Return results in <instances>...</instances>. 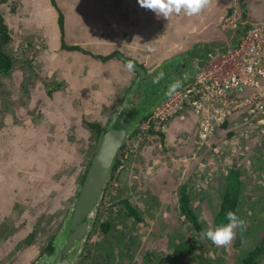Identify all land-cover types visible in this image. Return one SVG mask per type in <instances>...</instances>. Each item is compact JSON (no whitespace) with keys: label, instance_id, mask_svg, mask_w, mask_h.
Returning <instances> with one entry per match:
<instances>
[{"label":"rangeland","instance_id":"1","mask_svg":"<svg viewBox=\"0 0 264 264\" xmlns=\"http://www.w3.org/2000/svg\"><path fill=\"white\" fill-rule=\"evenodd\" d=\"M130 1L138 5V0H6L0 3V17L9 39L3 51L11 60L9 70L0 72V264L35 263L45 245L59 233L94 153L97 133L104 130L136 78L129 63L151 72L162 60L191 42L190 33L179 36L177 32H166L163 26H167L155 21L154 16L149 19H153L147 31L151 39L149 46L132 43L113 48L104 43L109 34L115 35L111 31L115 24L123 28V22L132 18V9H127ZM255 4L256 0H243L240 5L238 0H211L194 24L203 23L213 30L210 36L200 33L208 41H216L215 37L219 36L229 41L236 32L237 21L243 25L250 23L251 8ZM183 14V11L173 13L168 18L183 22L187 18ZM79 29L87 35L84 41L76 36ZM116 31L126 38L125 32ZM97 32L103 44L85 45ZM159 35L162 36L158 40ZM165 36H171L173 47L150 45L153 40L164 42ZM110 53L114 56L108 57ZM126 144L121 148L125 150ZM155 144L154 141L142 143L115 175L117 155L84 248L108 243L114 249L103 250L112 254L106 255L108 264H140L146 248L148 262L156 264L160 256L181 245L188 246L189 250H179L173 264H264V248L257 263L244 260L264 238V202L255 201L253 207L247 206L245 217L241 213L237 215L246 222V229H237L230 245L215 246L203 233L210 227L215 228L214 221L219 220L216 216L225 189V175L214 164L200 167L213 174L208 178L212 183L206 185L205 193H212V198L207 200V205L203 199L194 207L200 232L191 229L189 232V223L175 222V204L182 186L188 195L197 194L203 188L204 178L188 177L186 171L169 176L172 166L168 171L160 168L162 162L156 153L162 150ZM146 145L156 148L154 158L148 163L160 175L154 178L145 173L138 182L133 181L138 205H130L137 214L132 217L124 207L129 192L118 185L123 182L122 174L130 158ZM206 148L196 149V156L203 157L196 166L208 155L204 153ZM231 167L227 163L226 175L230 174ZM239 172V177H243L244 173ZM248 181L246 175L243 186ZM262 190L255 186L251 191L256 194ZM144 196L149 197L148 202ZM102 222L109 223L107 234L100 230ZM227 223L219 220L217 226ZM183 225L186 228L182 233L179 230ZM129 237L136 241L133 246L136 250L117 260V253L124 255ZM92 251L84 249L77 264L84 261L97 264L99 260L102 263V254L107 253L99 250V258L95 259Z\"/></svg>","mask_w":264,"mask_h":264},{"label":"crops","instance_id":"2","mask_svg":"<svg viewBox=\"0 0 264 264\" xmlns=\"http://www.w3.org/2000/svg\"><path fill=\"white\" fill-rule=\"evenodd\" d=\"M256 1L257 6L251 13V15L253 16L250 18L251 22H255L264 18V0ZM127 9H132V18H130L128 22H123V28H121L119 23L117 25L115 24L111 28V31L115 32V35L109 34L106 38H104V43H109L111 46H113V48L121 47L123 45L130 46L132 45V43H135V45H139V47L149 46V40L151 39H149L147 31L149 29V24H153V19L151 21H149V19L150 17L154 16H156L155 21H162L161 23L167 26L166 28L165 26H163V29L166 32H177V35L179 36L180 34L185 32L190 33L188 37L189 41L191 42L184 45L185 48L190 51H193L192 48H194L195 46V48L197 47L199 50L203 49L205 52H208L210 50L211 52V50L220 49L221 45H225V42H227L222 36H219V38L215 37L216 41H208V39L202 38V35H200V33H208V36H210L213 30L211 28H207V26L203 23L194 24L195 19L201 17V12L193 16H188L184 13L183 16H187V18L184 19L183 22H181L182 20L180 19L179 21L177 19L172 21V17L167 19L162 16H157V14L153 11L141 7L139 2L137 6L136 3L134 4L132 1L128 2ZM116 30L125 32L126 38L124 39L123 34H118ZM205 35H203V37H205ZM216 35L217 34L215 33L214 36ZM76 36H81L82 41H84L87 35L82 29H79V34H77ZM157 36H155L154 38H157ZM160 36L162 35H159V37L157 38L158 40ZM166 37L167 36H165L164 38V42L158 41L157 43H155V41L153 40V43L150 45L153 47L166 46V48L168 46L170 48L174 43H171V36H168V38ZM121 39L127 40V43H123ZM222 39L223 41H221ZM100 40V34L99 32H97V34L91 35L90 40L86 41L85 45L91 44L92 47H100L103 44H101ZM157 54L158 52L156 53V55ZM194 54L195 53H193L192 55ZM182 57V59L184 60L185 57ZM241 95L242 92L230 93V96L232 97ZM196 131V117L192 113V110H190L186 106L183 107L174 118L170 119L165 126L159 128V131L156 135L157 137H155L157 139L154 140V143H156L155 145L160 147V149L162 150L160 151V153H158L159 151L156 153L160 162H162L160 168H162L163 171H168L169 167L172 166L170 169V171L172 172H169V176L170 173H172L173 176H177L180 173L185 174V171L187 172L186 175L188 177L190 175L191 177H197L200 180L203 176V188L201 187L202 189L197 190V194L188 195L189 197L186 198L189 206L194 209V207H196L203 199V202H205V204L207 205V200L210 201L212 198V193H210V195H205V193L206 185H208V183H212L208 178L213 174L209 173V169L201 170L202 168L200 167L204 168V166L212 164H214L213 167H220L219 169H221V171L219 173H221V175H225V181L226 177H228L229 175H231L232 181L234 183H236L237 181L239 188L237 185L236 189L238 191L240 190V194L237 197V207L235 213L237 215H240L241 213V215L245 217L244 209L247 206L253 207L255 201L262 200L264 202V198H262V196H264V190L259 191L256 194H252L253 192L251 191L255 186L264 188V135L261 134L259 127L255 125V121L243 112L232 116L228 119V121L217 128L215 133L209 139L210 144L207 142L203 145H200L196 138ZM228 134L231 135L229 137H226ZM204 145H207L204 153L208 152V155L206 154V158L202 161V164L196 166L197 161L200 160L199 162H201L203 158L196 156V149H198L199 147H203ZM210 150L212 151L210 152ZM155 152L156 148H152V145H146L145 147L143 146L139 152H137L130 158V162L126 170L122 174L121 180H123V182H121L118 186L121 187V189H124V191L129 192L127 203L131 206L138 205L137 198L134 195L136 190L134 189L135 183H133V181L138 182L140 176L145 177V173L154 176V178L160 175L159 172H155V170L150 169V167L152 166H150L148 163L149 160H152L154 158L153 154H155ZM210 156L211 158L209 159ZM230 159H232V161ZM227 163L232 165L229 175H226ZM187 166L189 167L187 168ZM239 171H242L244 173L243 177H239ZM246 175L249 181L245 186H243L245 183L243 182V179ZM157 184L161 185V182H157ZM181 188H183V186ZM261 193L263 195H261ZM144 197L148 202L149 197L148 199L147 196ZM143 205H145V203ZM175 205L177 208L176 221L178 222L180 220L182 224H186L185 222L189 223L186 217L180 212L179 197ZM210 205L212 206L213 203H211ZM191 227L189 228L188 226L189 232L194 231ZM183 228H186V226L183 225V227L179 230L182 233ZM189 229H191L192 231H190Z\"/></svg>","mask_w":264,"mask_h":264},{"label":"water","instance_id":"3","mask_svg":"<svg viewBox=\"0 0 264 264\" xmlns=\"http://www.w3.org/2000/svg\"><path fill=\"white\" fill-rule=\"evenodd\" d=\"M242 1L238 0L239 5ZM256 6L255 4L251 9ZM251 17L253 16L250 14ZM263 22L264 18L255 22L250 20V23L246 25L237 21L233 39L225 42V45H221L220 49H214L211 52L210 50L208 52L203 49L199 50L195 46L192 48L193 51L186 48L178 50L175 48L177 53L162 60L151 72H146L132 62L129 63L137 76L119 106L109 117L104 130L98 135L94 153L90 158L77 194L70 205L59 233L53 238L55 239L54 249L37 261V264H77L78 256L83 252L87 235L116 157L121 147L136 131L140 122L170 95L168 94L169 85L180 81L179 88H181L192 81L199 71L209 63L212 56L230 51L236 47L245 31L261 25ZM193 53L195 54L192 55ZM182 56L185 57L184 60ZM203 56L205 59L202 58ZM161 72L164 73L163 78L158 83H154V79ZM208 143L210 144V140Z\"/></svg>","mask_w":264,"mask_h":264},{"label":"built area","instance_id":"4","mask_svg":"<svg viewBox=\"0 0 264 264\" xmlns=\"http://www.w3.org/2000/svg\"><path fill=\"white\" fill-rule=\"evenodd\" d=\"M231 92H242L232 97ZM196 117V138L203 145L229 118L245 113L264 135V22L244 32L236 47L212 56L197 76L168 95L140 122L127 148L119 151L115 175L142 143H152L183 107Z\"/></svg>","mask_w":264,"mask_h":264},{"label":"clouds","instance_id":"5","mask_svg":"<svg viewBox=\"0 0 264 264\" xmlns=\"http://www.w3.org/2000/svg\"><path fill=\"white\" fill-rule=\"evenodd\" d=\"M138 2L141 7L153 11L157 16L168 18L171 14H179L182 11L188 16L199 14L210 5L211 0H138ZM128 67L131 68L132 65L129 64ZM163 76V72L159 73L153 82L158 83ZM179 87L180 81L169 85L168 94H172ZM226 219L227 224H221L215 228L210 227L203 233V236L217 247L230 245L236 237V230L246 229V222L239 218L235 212H227Z\"/></svg>","mask_w":264,"mask_h":264},{"label":"trees","instance_id":"6","mask_svg":"<svg viewBox=\"0 0 264 264\" xmlns=\"http://www.w3.org/2000/svg\"><path fill=\"white\" fill-rule=\"evenodd\" d=\"M4 1H6V0H0V3L4 2ZM58 25L60 27V31H62L61 18H59V20H58ZM7 40H9V39H8L7 34H6V29H5V27H4L3 23H2V19L0 17V72H7L9 70V68L11 67V60L3 51V45L6 43ZM112 56H114V53L110 54L108 57H112ZM103 59L105 60L106 58H103ZM136 76H137V74H136ZM92 127H94V126H92ZM97 131H98V129H97ZM99 133H97V134H99ZM230 135L231 134H228L226 137H229ZM225 182H226L225 190L223 192V196L221 198L222 199L221 200V205H220V208H219L217 214L220 215V216L222 215V216L226 217L227 212H229V211L235 212L236 207H237V197L240 194V192H239L240 190L238 191L236 189L238 183H237V181H236V183H234L232 181L231 175L226 177V181ZM238 188H239V185H238ZM188 197L189 196H188V194L186 192V188H182L180 190V193H179L180 212H181L182 215H184L186 217V219L188 220V222L192 226L193 230H195L197 233H199L200 232V224H199L198 219L195 217V214H194V211H193L194 209L191 206H189V204H188V201L186 199ZM124 207H125V211H126V213L128 215H130L132 217L137 215L136 214V209L132 208L128 203L127 204L125 203ZM214 223H215L216 226L218 225L217 224L218 222L216 223L214 221ZM100 229H101V231L103 233H108L109 229H110L109 223L108 222H102L101 225H100ZM258 245L259 246L256 247L257 249L255 251H253L250 255H248V257L245 258L244 260H247V261H249L251 263L254 260H255V262L257 260H259L257 257H259L260 252L264 248V238L259 240V244ZM187 247L188 246H182L181 245V246L177 247L175 252H177L179 250H189V248H187Z\"/></svg>","mask_w":264,"mask_h":264},{"label":"flooded vegetation","instance_id":"7","mask_svg":"<svg viewBox=\"0 0 264 264\" xmlns=\"http://www.w3.org/2000/svg\"><path fill=\"white\" fill-rule=\"evenodd\" d=\"M110 54H112V53H110ZM109 54V55H110ZM100 132V130L98 131V133ZM101 132H102V130H101ZM100 132V133H101ZM99 133V134H100ZM98 134V135H99ZM84 176V175H83ZM82 180H83V178H82ZM219 208H220V206H219ZM216 219L218 220H224V222L226 223V222H228L227 221V219H226V217L225 216H220V215H218L217 214V216H216ZM219 220L217 221V222H219ZM254 221H255V219L253 218L252 219V223L254 224ZM175 222H177V221H175ZM249 225V224H248ZM173 226H174V224H173ZM172 226V227H173ZM101 230V229H100ZM102 232V231H101ZM103 233V232H102ZM89 234V233H88ZM105 234H107V233H105ZM88 236L89 235H87V238H86V242H87V240H88ZM99 240H97V242H98ZM54 242H55V239H52L51 241H49L46 245H45V247H44V249L42 250L43 252H42V254L39 256V258L36 260V262L38 261V260H41L43 257H44V255L45 254H49V253H51V251L54 249ZM96 242V243H97ZM128 242V243H127ZM135 242L136 241H134V240H132L130 237L129 238H127L126 239V243H127V246H126V251H125V253H124V255L122 254V253H117V254H119V256H118V259L117 260H120L121 259V256H125L127 253H130L131 252V250H136V249H134L135 247H133L134 246V244H135ZM123 246H125L126 244L124 243V244H122ZM93 247V246H92ZM90 248V249H87V248H84L85 250H93L92 251V253H93V256H94V258L96 259V258H99V250H114L113 249V247H111L108 243H104V242H102L101 244H100V242H99V244H98V246L96 247V248ZM83 249V250H84ZM95 250V251H94ZM145 250V252H144V254H143V256H142V261L140 262V264H148L149 262H148V253L149 252H146V250H148L147 248L146 249H144ZM103 252H105V253H107V254H102L103 255V260H102V263H100V260L98 261V262H96L97 264H108L109 263V258L108 257H106V255L108 256V255H112L110 252H108V251H103ZM178 253H179V251H177V252H175V249L174 250H170L168 253H167V255H165V256H163L162 254V256H160V258L156 261V264H173L174 262H175V258L176 257H178ZM85 254V253H84ZM87 255V254H86ZM175 255V256H174ZM82 259V258H81ZM259 259V258H258ZM113 260H114V256H113ZM35 262V263H36ZM105 262V263H104ZM258 262V260L255 262V263H257ZM35 263H33V264H35ZM37 264V263H36ZM78 264H89V263H87V262H82V263H78ZM90 264H93V263H90ZM150 264V263H149Z\"/></svg>","mask_w":264,"mask_h":264}]
</instances>
